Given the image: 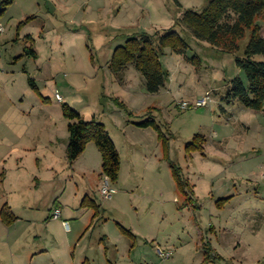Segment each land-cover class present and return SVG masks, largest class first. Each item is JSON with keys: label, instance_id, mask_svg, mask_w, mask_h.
I'll return each instance as SVG.
<instances>
[{"label": "rangeland", "instance_id": "rangeland-1", "mask_svg": "<svg viewBox=\"0 0 264 264\" xmlns=\"http://www.w3.org/2000/svg\"><path fill=\"white\" fill-rule=\"evenodd\" d=\"M84 1L0 0V264H264V110L227 101L234 56L179 22L207 0ZM171 28L191 49H165L158 94L134 64L111 71L129 37ZM65 106L105 125L116 181L93 142L69 162ZM196 135L204 153L187 150Z\"/></svg>", "mask_w": 264, "mask_h": 264}, {"label": "trees", "instance_id": "trees-1", "mask_svg": "<svg viewBox=\"0 0 264 264\" xmlns=\"http://www.w3.org/2000/svg\"><path fill=\"white\" fill-rule=\"evenodd\" d=\"M179 22L188 27L198 41L234 56L236 66L244 74V78L237 76L228 82L227 101L232 103L238 100L250 110L263 111L264 37L261 23H264V0H207V6L202 12L187 10ZM173 28L129 37L125 45L115 49L109 65L111 71L118 75L129 64H134L146 79L147 91L158 94L165 88L169 78L161 63L165 49L170 48L181 56H187L191 49L187 41ZM246 39L242 53V42ZM191 61L196 65L201 63L197 55ZM64 115L70 121L67 148L69 162L78 160L87 145L93 142L103 157L104 176L116 181L120 170V156L105 125L96 119L84 120L78 112L67 106L64 108ZM139 125L159 129L154 120ZM203 141L200 135H196L187 146L188 152L204 153ZM173 175L181 192L187 195L186 188L189 184L180 177L176 167ZM205 249L208 250V260L219 257L213 254L211 248Z\"/></svg>", "mask_w": 264, "mask_h": 264}, {"label": "built area", "instance_id": "built-area-1", "mask_svg": "<svg viewBox=\"0 0 264 264\" xmlns=\"http://www.w3.org/2000/svg\"><path fill=\"white\" fill-rule=\"evenodd\" d=\"M0 32H4V27L0 24ZM57 98L61 100L59 94H57ZM212 97L209 93H207L203 98L198 99L197 101L193 103L189 102H179L178 107L183 110H189V109H199V108H204L207 107L211 102H212ZM264 176V174H263ZM102 194L105 198H110L111 197V187L109 185V180H105L104 186L102 189ZM54 219H60L62 217V212L60 209H56L54 212ZM64 226L66 227L67 230L70 229V225L67 221L63 222Z\"/></svg>", "mask_w": 264, "mask_h": 264}, {"label": "crops", "instance_id": "crops-1", "mask_svg": "<svg viewBox=\"0 0 264 264\" xmlns=\"http://www.w3.org/2000/svg\"><path fill=\"white\" fill-rule=\"evenodd\" d=\"M178 2L180 3L179 0H178ZM91 4H92V1H89V0H85L84 3H83L84 6H90ZM98 9L101 10L102 7H99ZM178 20H179V19H178ZM262 31H263V30H262ZM262 34H263V32H262Z\"/></svg>", "mask_w": 264, "mask_h": 264}]
</instances>
